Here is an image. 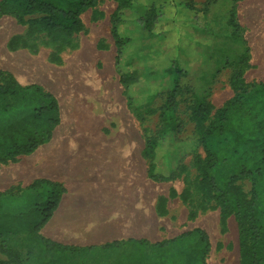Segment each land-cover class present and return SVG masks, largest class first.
I'll return each mask as SVG.
<instances>
[{
	"label": "rangeland",
	"instance_id": "obj_1",
	"mask_svg": "<svg viewBox=\"0 0 264 264\" xmlns=\"http://www.w3.org/2000/svg\"><path fill=\"white\" fill-rule=\"evenodd\" d=\"M137 5L123 16L120 31L131 43L119 58L112 35L117 0H97L94 8L81 15L75 32L49 30L41 24L40 15H31L23 23L11 15H0V28L12 31L0 39L4 54L16 49L31 61L35 58L52 64L73 60L76 47L88 45L95 71L105 72L102 81L112 86L105 89L101 85L103 92L94 91V98L100 94L102 101L111 98L116 108L120 107L128 130L123 138L119 125L101 123L97 118L89 137L83 143L79 141L82 149L70 155L55 151V145L66 136L82 137L77 130L79 120L68 132L64 131L70 121L69 108L79 105L71 98L75 93L32 78L23 79L0 65V83H8L12 76L24 87L41 86L56 97L61 110L60 125L47 144L32 154L0 163V192L20 196L36 179L63 184L68 204L65 214L70 215L67 222L74 226L60 236L68 245L101 246L129 238L156 243L199 228L209 237L207 264H247L241 258L235 214L204 195L205 154L196 141L194 107L198 99L206 101L208 124L233 99L239 83L251 87L264 82V0H139ZM152 15L156 22L150 33L144 21ZM232 17L237 30L232 26ZM174 66L185 73L178 97V117L183 128L180 134L163 141L155 164L157 174L175 176L168 181L153 180L142 152L159 128V110L172 86L168 71ZM121 73H136L139 77L129 91L134 103L144 104L149 96L156 95L152 105L155 111L146 119L139 120L130 107L126 87L120 82ZM106 110L100 112L101 116ZM125 157L138 160L143 182L129 185L124 181L121 163ZM47 168L57 174L75 170L80 177L91 169L94 185L85 188L78 181L73 186L60 174L38 173ZM98 176L105 181L100 182ZM235 184L249 199L252 197V181L239 180ZM259 199L264 200L263 180ZM65 214L62 219H66ZM40 221L41 217L36 216L30 226ZM43 228L41 234L48 238ZM0 260L7 257L0 253Z\"/></svg>",
	"mask_w": 264,
	"mask_h": 264
},
{
	"label": "trees",
	"instance_id": "obj_2",
	"mask_svg": "<svg viewBox=\"0 0 264 264\" xmlns=\"http://www.w3.org/2000/svg\"><path fill=\"white\" fill-rule=\"evenodd\" d=\"M117 1L112 35L119 58L131 43L120 31L123 16L130 14L139 0ZM96 5L97 0H1L0 15H11L20 23L31 15H40L41 24L49 30L75 32L81 15ZM155 22L153 15L145 19V29L151 33ZM232 26L238 29L234 17ZM168 74L172 86L159 110V128L142 152L149 162V177L163 181L175 175L156 173L158 149L183 128L178 97L185 73L174 66ZM138 80L136 73L120 76L130 107L139 120H144L155 111L152 105L156 95L149 96L144 104L134 103L129 91ZM194 115L196 141L205 154L204 195L235 214L241 258L247 264H264V200L259 199L264 181V82L251 87L239 83L233 99L208 124L210 112L205 100L196 101ZM60 122V105L53 94L38 85L24 87L10 76L8 83H0V163L32 154L47 144ZM239 180L252 181L250 199L236 186ZM65 193L63 184L48 179L34 180L20 196L0 192V253L7 257L0 264H207L209 237L199 228L156 243L129 238L80 247L46 238L41 229L51 220ZM36 216L41 221L30 226Z\"/></svg>",
	"mask_w": 264,
	"mask_h": 264
},
{
	"label": "bare ground",
	"instance_id": "obj_3",
	"mask_svg": "<svg viewBox=\"0 0 264 264\" xmlns=\"http://www.w3.org/2000/svg\"><path fill=\"white\" fill-rule=\"evenodd\" d=\"M12 31L7 28H0V39H5ZM16 39H20L16 36ZM10 45H8V48ZM16 49L12 50L10 54H4L0 50V65H4L10 68L15 73H18L23 79L32 78L33 80H39L41 82H46L51 86L59 88L60 90H68L69 93H75V95H70L72 99L76 100L78 107L75 105L69 108L70 111V121H67L65 132H68L70 128L72 129L74 122L77 120L81 124L77 126L78 134L82 135L79 139L72 135L70 138L66 136L61 142H58L54 148L55 151H65L67 155L72 154L75 151L82 149L80 143H83L86 137H89V129L96 122V119H101V123H111L117 124L122 129V137H126L127 126L126 119L122 115V111L116 108L115 103H112V99L106 98L102 101V95L99 98H94V91L103 92L102 87L105 89H110L112 86L108 83L103 82L105 72L98 73L94 69V56L88 49V45L81 43V45L76 47L75 58L71 61L62 60L61 62L54 61L52 64H43L35 58L32 61L27 57L23 56L21 53H16ZM105 106V107H104ZM107 108L104 116L100 114ZM63 113V112H62ZM69 118V117H68ZM85 122L87 124H85ZM85 125H84V124ZM76 124V123H75ZM83 124V125H82ZM69 126V127H68ZM77 136V135H76ZM98 136V134H97ZM45 161V160H44ZM121 168L124 170L125 174L123 177L124 181L132 185L135 183L143 182L140 175V163L136 158L125 157L121 163ZM46 172L54 176L59 175L58 172L47 168L45 170L39 169L38 173ZM91 169L87 174L81 175L79 172L72 170L61 173L60 176L70 180L71 184L74 186L76 182L81 181L85 188L94 185L93 175ZM99 177V176H98ZM101 179V176L98 178ZM103 182L105 180H99ZM75 207V206H74ZM73 207V208H74Z\"/></svg>",
	"mask_w": 264,
	"mask_h": 264
},
{
	"label": "crops",
	"instance_id": "obj_4",
	"mask_svg": "<svg viewBox=\"0 0 264 264\" xmlns=\"http://www.w3.org/2000/svg\"><path fill=\"white\" fill-rule=\"evenodd\" d=\"M31 183L32 182H30L27 186H29ZM65 195H66V193L62 197V200L60 202L58 209L55 211L51 220L44 226L43 230L49 239H52V240L59 242L61 244L68 245L67 243H65V241L60 239L61 235L68 234L70 232V230H73V227H74L73 225H71L67 222L70 215L65 214L66 209L68 207L67 206L68 205L67 200H65ZM69 200H68V202H69ZM67 211H68V209H67ZM64 214H65L64 218H66V219H62Z\"/></svg>",
	"mask_w": 264,
	"mask_h": 264
}]
</instances>
